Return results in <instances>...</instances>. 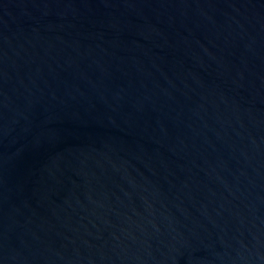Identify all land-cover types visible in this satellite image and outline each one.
<instances>
[{"label":"water","instance_id":"95a60500","mask_svg":"<svg viewBox=\"0 0 264 264\" xmlns=\"http://www.w3.org/2000/svg\"><path fill=\"white\" fill-rule=\"evenodd\" d=\"M0 264H264V0H0Z\"/></svg>","mask_w":264,"mask_h":264}]
</instances>
